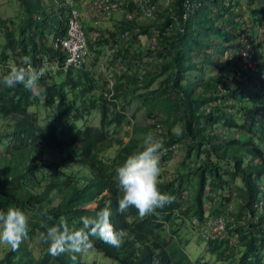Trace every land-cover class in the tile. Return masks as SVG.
<instances>
[{
    "label": "trees",
    "instance_id": "trees-1",
    "mask_svg": "<svg viewBox=\"0 0 264 264\" xmlns=\"http://www.w3.org/2000/svg\"><path fill=\"white\" fill-rule=\"evenodd\" d=\"M17 1L24 5L28 13L27 36L21 40L15 39L13 33L4 26L6 21L0 19L6 39L4 50L0 53V65L6 67L11 60L15 66L21 57L28 55L32 58L34 67L45 66L47 73L46 77L38 82L39 88L35 91H29L22 85L9 89L0 83V115L12 120L10 127L0 132V139L6 142L5 151L0 154V210L14 206L30 213L29 232L37 238L41 250L39 256H35L28 244L23 242L17 251L8 248L0 256V264H72L70 254L66 253L59 257L49 255L47 245L39 240V233L44 230L41 222L50 224L52 221L48 220L49 216L55 220L63 217L69 224L79 226L81 216L92 214V210L86 207L92 202L98 203L95 207L97 210L110 208L111 223L117 230L122 229L125 232L124 241L118 248L93 237L94 249L112 258L116 264H170L171 256L174 255H177L176 264H194L175 243H173L174 249L168 252L165 238L158 239L161 226L159 219L168 220L173 216L174 209L179 207L176 198L172 203L157 209L155 214L142 220L138 218L135 209H130L125 214L117 211L118 197L121 193L117 187L116 168L138 147L141 140L130 136L126 142H123L116 138L115 144L119 148L117 154L111 159L103 154L105 149L111 147L113 140L108 133V127L113 125L116 129L124 120L123 105L114 108V102L103 94L90 97L85 95L95 87L94 79L90 76L89 70L85 69L86 66L80 70L66 71L56 68L65 58L64 52L51 47L52 39L64 36L66 16L62 9L60 13L51 15L44 11L40 0ZM182 1L171 0L170 14L163 16V20L156 25L159 32H164V28L169 24H173L175 28L171 34L160 35L157 39L158 41L162 39L163 44V48L157 51L158 54L162 56L164 51L168 56V59L162 62L160 72L144 70L147 72L143 74L144 79L141 81L138 74L130 73V67L126 69L124 78L125 80L135 78L136 81L142 82L140 87L144 88L143 92L134 93L139 89L135 83L130 92L135 99L142 98L139 103L146 108L147 114L150 115L157 110L171 119L166 127V138L163 139L164 148H169L166 154L164 153L165 159L171 157L170 148H174L176 142L181 139L185 140L186 147L183 164L188 158L187 154L196 150L189 169L194 178L196 177L192 203L187 210H184L187 212L191 207L190 220L194 217L201 219L224 215L234 222V232L239 236H236V242L231 244L239 243L243 248L239 263L236 264H264V213L258 211L255 205L260 199H264V138L262 145L256 144L250 138L244 140L243 134L238 131L244 129L249 132L255 126L264 136L262 75L264 58L260 59L261 54L257 44L260 39L255 44L252 34L248 38L252 50L251 59L257 65L258 72L251 73L248 68H241V75L236 79L232 74L230 61H223V56L243 32L241 21L236 18L238 13H234L232 6L226 5L225 0H209L187 20L177 21L182 13ZM261 19L262 17H255L250 32L255 33L256 24ZM132 20L123 19L120 31L137 32L138 34H132L133 37L149 33L146 32L149 31L146 26L135 24ZM177 22L182 26V31L175 27ZM219 24L223 25L222 28H219ZM115 34L116 32L109 33V39H113ZM217 36L222 38L218 42L210 43L211 38ZM202 37H210L209 42L202 43ZM103 43H107V38L102 40V37L98 36L94 42L88 41L87 45L92 51L94 46L100 47ZM209 47L214 49L218 57L222 56V60H214L215 56L211 52L204 53L199 66L198 62L192 60V53L199 54L203 48ZM7 51L13 54L12 59L7 56ZM131 56L135 58V54ZM136 56L141 57L140 54ZM52 65H55L56 71L64 73L63 77L58 73L61 78L59 81L51 78L48 69H52ZM203 65L219 72L227 69L234 81L233 86L220 90L222 75L207 74L206 81L202 83V90L194 93V84H185L184 79L189 71H203ZM11 67H6L7 72ZM165 71L169 74L167 83H163L161 88L160 83L162 84L163 81H160V86L151 88L150 85L156 77ZM49 77L50 82L44 81ZM117 79L110 88L111 98H116L120 89ZM102 84L106 85L107 82L103 81ZM256 88L259 91L258 93L255 91L256 95L250 94L244 97V91L250 92ZM77 89L82 106H78L76 102L77 94L74 91ZM251 101L254 105L249 108L247 102ZM39 104L51 112L42 125L39 124L35 110ZM33 106L34 108H31ZM205 107L208 109L205 110ZM225 107L235 109L236 113H227ZM93 108H98L100 112L98 125L89 124L86 120V114ZM245 112L248 117L240 114ZM176 120L183 130L181 136H177L170 129ZM216 125H221L223 133L214 132ZM45 147L57 152L64 160L83 166L88 173L79 176L73 170L57 169L56 175L61 174V176L56 178L55 174L49 175L46 177L44 190L37 192L34 188L35 184L40 182L44 172L49 170L51 165L56 164H45L42 159L32 161L33 156L42 155V149ZM200 154H204L205 157L199 162L197 160ZM224 161L232 163L233 167L228 172L231 178H240L241 181L240 184L233 185L241 190L239 211L231 212L226 204H223L230 199L231 187L227 190L228 194L221 192L219 205L212 209V213H208L203 210L206 187L209 186L210 190L226 188L227 182L224 173L220 170V163ZM38 170L43 171L42 176L37 175ZM180 185L181 178H173L169 182L160 183L159 188L161 192L178 197ZM52 188L57 189L64 196L56 205L45 207L47 190ZM208 197L212 199L210 193ZM45 212L46 216L41 214ZM171 233L176 234V228L172 227ZM204 242L208 243L209 252L219 250L222 246L225 250L230 247L225 240ZM77 264L87 263L81 255H78ZM200 264H207V261L202 260Z\"/></svg>",
    "mask_w": 264,
    "mask_h": 264
},
{
    "label": "rangeland",
    "instance_id": "rangeland-1",
    "mask_svg": "<svg viewBox=\"0 0 264 264\" xmlns=\"http://www.w3.org/2000/svg\"><path fill=\"white\" fill-rule=\"evenodd\" d=\"M60 3H55L54 0H40V5L43 6V9L48 14H54V13H60L61 9L63 10L65 16L67 15V8L64 6L63 0H59ZM125 4L121 9L113 11V13L109 17H100L98 20L100 22L99 25H94L95 33L98 34V36L102 35V32L104 30L100 29L101 22L104 20H109L110 17L116 15L120 19L125 20L126 13H130L132 15V21L135 22V24H138L140 26H146L149 31L147 34L142 35H135L133 37L132 34H138L137 32H130L128 31L127 37H120V34L124 31H120V28H116V34L114 35L113 39H109V33H106L101 36L102 40L103 38H107V43H103V46H94L93 52L98 54L97 56L93 54V60L91 58L90 63L85 67V69L89 70L90 76L94 79V89L89 92L88 94H85L87 96H98L100 94H103L107 99L114 102V108H119L123 105L124 107V113L125 117L123 122L121 123V126L114 129L113 125H110L108 127V133L113 138L112 145L110 148L105 149L103 151V154L111 159L113 156L117 154L118 151V145L115 144V139L119 138L123 142H126L130 136L135 138H140L142 141L144 135L148 132L154 133L158 138L165 139L166 138V127L167 124L171 121L170 118H167L166 115L160 113V111L154 110L150 115L147 114L146 108L142 106L139 101L142 100V98L135 99L134 96L131 94L130 90L134 86V83L139 87V89H136L134 91L135 94L143 92L144 88H141V81H143V74L149 71H156L157 73L160 72L162 62L165 59H168V56L165 55V52L163 51V55L160 56L158 54V50L163 48L162 39L155 41V34L158 31L156 29V25L159 24L160 21L163 20V16L170 14V10H172L170 1L168 0H154L156 4V10L151 13L150 15H144L140 11H137L135 8V0H124ZM226 5L232 6V11L234 13H238V20L242 21V19L248 20L252 22L254 25L253 20L255 17H262L261 21L256 24V31L255 33L250 32V29L247 30V38H249V35H253L255 38V44L260 39V44H258L259 53L261 54L260 59L264 58V0H225ZM28 18V13L26 12V9L22 3H20L17 0H0V19H3L6 21V26L10 32L13 33L15 39H22L23 37L27 36V30H26V19ZM48 25V22H47ZM2 24H0V53L4 50V46L6 43L5 39V29ZM219 28H222V24H219ZM112 28V25L110 26ZM244 28V27H243ZM21 30H24L22 33ZM108 30V29H107ZM86 31V30H85ZM109 31H112L110 29ZM98 38V37H97ZM222 36H217L211 38L210 43L218 42L219 39H221ZM242 38H246L245 34H243ZM51 39V36H50ZM203 40L202 43L209 42L210 37H202ZM48 40V37H47ZM242 40L238 39L234 43L240 44ZM94 42V41H91ZM129 47V48H128ZM257 47V46H256ZM92 49V48H90ZM138 51V52H137ZM135 52V58H131V53ZM211 52L215 57L214 60L221 61V57H218L214 51L213 48H203L202 51H200L199 54H196L195 52L192 53L193 58L195 62H198V65L200 66V60L204 57V53ZM7 56L12 59L14 56L11 53V51L6 52ZM125 54V56L123 55ZM137 54H140L141 57L136 56ZM257 55V54H256ZM224 61V56H223ZM256 61V60H255ZM14 63L9 60V63L6 65V67L13 66ZM55 65H52V69L49 68V73L52 75V80L59 81L61 77L64 76V73H59L56 71ZM0 65V79L6 74L7 68ZM130 73H135L136 75H139L140 82L136 81L135 78L133 79H127L125 80L126 69L130 68ZM144 70H147L144 72ZM168 71L162 72L159 74L156 79L152 82L150 85L151 88H157L160 81H163L161 85V88L163 87V83L166 84L168 80L169 74ZM59 73V75H58ZM211 74L213 76L222 75L223 82L219 84L220 90H226L228 88H231L233 86L232 77L230 72L227 69H224L222 71H217L214 68H210L207 65H203V71H189L186 73V78L184 79V83H192L194 84V93L201 91L203 86L202 83H204L207 79L206 75ZM264 77V74H262ZM46 77V76H45ZM118 79H117V78ZM118 80L117 83H120V89L117 91V97L111 98L112 91L110 90L111 86L113 85L115 80ZM44 81L50 82V77L45 79ZM103 81L107 82L106 85L102 84ZM198 84V85H197ZM159 85V86H160ZM109 90V91H108ZM108 91V92H107ZM259 92L256 89L249 91H244L243 95L244 97H247L250 94L256 95V92ZM78 92V93H77ZM75 94H77L76 102L78 106H82V102L80 100L79 90L74 91ZM262 95V94H261ZM252 98V96H250ZM232 102L235 103L234 100ZM247 105L249 108H251L253 102H247ZM31 108H34L31 107ZM208 107H205V110H207ZM36 113L37 118L39 121V124H44L47 115H51V112L47 110L43 105L39 104L37 107ZM225 110L227 113H236L235 109L231 107H225ZM248 112V111H247ZM247 112L240 113L242 115H247ZM248 117V115H247ZM100 119V112L98 108H93L90 110L88 114H86V120L87 123L92 125H98ZM158 123V125L154 124ZM12 124V120L9 119V117H2L0 115V132L4 131L5 129L9 128ZM248 125V123H247ZM179 127V121L176 120L172 123L171 131H173L174 128ZM221 125L214 126V132L216 133H223L222 129L220 128ZM142 128V129H141ZM254 128V129H253ZM146 129V130H143ZM240 131V134L242 133L243 139L250 138L252 142L256 144H263V138L261 131L256 130L255 126L252 127L251 131L247 132V130L244 129H238ZM174 132V131H173ZM236 132H234L235 134ZM245 134V135H244ZM236 135V134H235ZM239 135V134H238ZM184 139L179 140L176 142V146L171 151V157L169 159H165V154L169 150V148H164L161 151V174H160V183L162 182H169L173 180V178H181V185H180V194L178 197H175L179 202L178 209H174L173 216L168 219H159V223L161 226L159 227L160 230V236H158V239L165 238L167 241V249L168 252H170L172 249H174V244L177 245L180 249H182L188 257L192 260L191 262L194 264H200L202 260L207 261V264H236L239 263V259L241 258V253L243 251V248L240 246L239 243H236L234 245L230 244V247L225 250V247L222 246L219 250H216L214 252H209V246L208 243L200 240L192 231L190 223V210L187 212H184V210H187L188 207L192 203V195L194 192V186H195V180L194 175L189 171V169L192 166L193 159L195 158V152L194 151H188L187 159L185 163L183 164V158L185 156V150L186 147L184 146ZM6 142H4L3 139H0V154L5 151ZM167 149V150H166ZM165 153V154H164ZM204 154H200L197 161H202L204 158ZM45 162V164L56 163L55 165H51V168L44 172V176H42L43 171L38 170L37 175L42 176L40 179V182L38 184H35L34 188L35 190L42 191L44 190V185L46 183V177H48L51 174L56 175V170L61 169L62 171H76V174L81 176L88 173V170H86L83 166L74 163L73 161L64 160L63 157H61L57 152L52 151L48 148L42 149V155L41 156H33L32 161L36 162L41 160ZM220 170L222 173H224V179L227 182L225 184V190H215L214 188L209 189V186L206 187L205 192V204L203 207V210H205L208 213H212V209L214 207L219 205V195L222 193L228 194L227 190H231L230 199L226 200L227 209H229L231 212H238L240 207V201H241V190L239 188L233 187V185H238L241 183L240 178L232 179L229 175V171L232 169V163L224 161L220 163ZM61 174H57V177H60ZM263 186V185H262ZM211 191V192H210ZM208 193L212 196V199L208 197ZM64 194L59 192L57 189H49L47 190V194L45 198V207H50L56 205L62 198ZM258 201V200H257ZM258 211L261 213H264V199H260L257 202ZM98 206L97 202H92L88 204L86 207L87 209L93 210L95 207ZM232 218L231 216H229ZM264 226V225H263ZM176 228V234L171 233V228ZM157 231V229H155ZM239 237V236H238ZM29 246V249L35 256H39L41 245L39 244L37 238L34 237L32 233H28V237L24 240ZM228 244V245H229ZM175 245V246H176ZM8 249L7 246L0 245V256L3 255V253ZM81 258L87 263V264H116L115 261L112 258L106 257L96 249L93 251H90L86 255H81ZM177 261V255L171 256L170 264H176ZM182 264V263H178Z\"/></svg>",
    "mask_w": 264,
    "mask_h": 264
},
{
    "label": "clouds",
    "instance_id": "clouds-1",
    "mask_svg": "<svg viewBox=\"0 0 264 264\" xmlns=\"http://www.w3.org/2000/svg\"><path fill=\"white\" fill-rule=\"evenodd\" d=\"M46 73L45 66L34 67L32 58L25 55L10 68L0 83L9 89L22 85L29 91H35ZM173 131L177 136L183 135L180 127ZM163 147L164 141L148 132L138 147L116 168L117 187L121 193L118 197L119 213L125 214L135 209L142 220L175 200L173 195L161 192L159 188ZM41 214L47 215L46 212ZM111 215L108 207L93 209L92 214L80 217L79 226L69 224L63 217L55 220L49 216L48 220L52 222H41L44 230L39 233V240L47 245L50 256L59 257L67 253L72 264H77L78 255H86L94 250L93 237L112 247L122 245L125 232L115 228L111 223ZM30 216V213L19 207L0 210V245L12 251L19 250L28 237Z\"/></svg>",
    "mask_w": 264,
    "mask_h": 264
},
{
    "label": "built area",
    "instance_id": "built-area-1",
    "mask_svg": "<svg viewBox=\"0 0 264 264\" xmlns=\"http://www.w3.org/2000/svg\"><path fill=\"white\" fill-rule=\"evenodd\" d=\"M171 2V0H168ZM60 3L59 0H54ZM209 0H183L182 13L177 21H185L193 15L196 10L201 8L204 3ZM64 6L67 8L65 21V31L63 37H56L51 41V47L55 50H61L65 54L64 61L61 65L56 66L57 69L66 71L68 69L80 70L87 66L93 56V52L88 48L87 36L84 26L81 24L79 5L76 0H63ZM124 0H91L88 4L89 16L96 22L100 17H109L113 11L121 9L124 6ZM135 8L144 15H150L156 10V4L152 0H135ZM126 20H132V15L126 13ZM243 32L239 39L240 44L232 43L229 51L224 54V61H230L231 71L234 77L238 79L241 75V68H248L249 72L257 73L258 68L251 59V44L247 38V30L253 28L252 22L242 19ZM176 28L183 30L179 22ZM174 25L169 24L164 28V32L157 31L154 40L157 41L160 35H169L174 30ZM256 29V28H255ZM245 34L246 38H242ZM128 31L120 34V37H127ZM57 65V64H56ZM258 205V204H255ZM189 225L196 236L203 241H221L225 240L230 244L236 242V233L234 232V222L227 219L224 215L215 217H203L198 219L194 217L190 220Z\"/></svg>",
    "mask_w": 264,
    "mask_h": 264
},
{
    "label": "crops",
    "instance_id": "crops-1",
    "mask_svg": "<svg viewBox=\"0 0 264 264\" xmlns=\"http://www.w3.org/2000/svg\"><path fill=\"white\" fill-rule=\"evenodd\" d=\"M90 1L91 0H76V2L79 5L78 7L80 11L81 24L84 26L86 30L87 41H95L98 37V34H96L95 30H92V29H94V25H99L100 22L99 20L94 22L89 16V10L87 7ZM123 22H124L123 19L118 18L116 15L110 17L109 20L102 21L100 29L104 28V30L101 36H103L106 33L105 31H107V34L115 33L114 31H116V28L122 27ZM111 25H112V28H110ZM110 29H112V31H109ZM93 54L96 56L98 55L95 52H93ZM134 54L135 52L131 53L129 56L134 55ZM92 60H93V57H92Z\"/></svg>",
    "mask_w": 264,
    "mask_h": 264
}]
</instances>
